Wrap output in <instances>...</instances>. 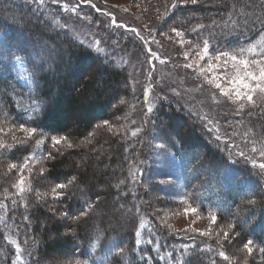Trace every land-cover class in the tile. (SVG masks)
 <instances>
[{"label": "trees", "instance_id": "1", "mask_svg": "<svg viewBox=\"0 0 264 264\" xmlns=\"http://www.w3.org/2000/svg\"><path fill=\"white\" fill-rule=\"evenodd\" d=\"M176 5L173 10L180 18L185 7ZM12 13L15 11L0 7V107L7 119L48 134L70 136L76 146L126 109L130 80L125 69L73 41L68 34L42 27L30 13L24 14L21 22L13 21ZM197 13L205 16L204 26L213 22L207 29L209 37L226 51L246 47L264 36V0H221L214 9L201 7ZM224 15H229L225 29L219 22ZM161 116L170 131L162 137L179 154L181 172L177 173L185 194L192 199L193 193H200L195 196L198 205L227 220H236L235 210L255 199L257 205L248 206L243 221L237 224L244 240L252 239L264 247V184L260 178L248 166L212 146L189 118L165 110ZM262 119L263 125L264 116ZM118 136L104 138L98 151L69 149L64 143L53 151L44 148L54 158H42L46 171L40 178L62 183L75 177L76 183L71 193L62 190L64 195L53 200L47 188L42 191L47 193L44 200L26 196V204H30L26 221L18 218L26 208L12 194L10 206L17 205L16 212L7 210L8 219L0 223V264H69L76 259L89 264H124L119 247L129 254L127 264H179V254L169 255L163 247L156 251L157 247L148 242L135 245L142 214L126 188L127 140ZM114 183L120 186L114 187ZM89 203L95 207L88 209ZM65 211L75 216L87 211L88 215L71 224L67 217H61ZM148 229L153 231L151 226ZM6 230L23 244L22 260L17 259ZM97 240L99 245L93 251ZM224 250L229 256V249ZM200 254L191 252L183 264H206L204 257L197 256Z\"/></svg>", "mask_w": 264, "mask_h": 264}, {"label": "rangeland", "instance_id": "2", "mask_svg": "<svg viewBox=\"0 0 264 264\" xmlns=\"http://www.w3.org/2000/svg\"><path fill=\"white\" fill-rule=\"evenodd\" d=\"M181 1L43 0L41 4L40 0H0V7L10 11L14 10L12 18L13 21L18 20V22L24 19V14L30 13L33 19L36 17L35 20L42 27L68 34L73 41L86 45L108 62L127 71L130 80V97L127 106L125 105L126 109L120 115H116L107 125L101 124L98 130L86 140L78 141L76 146L70 136L66 135V137L72 147L78 150L86 148L88 151H98L99 143L103 142L104 138L108 139L110 135L117 139L120 135L127 140L124 142L127 163L125 184L135 197L136 209L141 212V223L144 225L143 228L138 226L137 232H140V235L135 236L136 247L143 245L144 242L156 246V251L163 247L166 253L179 254V264L195 250L197 254L202 253L197 256L204 257L206 264H234L235 260L237 264H243L246 257L248 264H264V253L254 251L251 256H248L243 249V244L247 240L243 238L241 225L237 224L243 221L246 209L253 204L248 203L236 209L233 214L236 220L221 219L218 216L217 223L212 225L213 229L226 230L231 222L236 225L230 233V239L222 242V249L215 236H201L198 232L191 231V229L207 230L210 223L207 217L209 210L200 207L198 214H185L183 211L187 205L182 203L186 194L183 182L177 173L181 172L179 154L169 147L162 137V133L168 131L163 125L161 111L165 110L166 113H177L189 118L212 146L218 147L231 160L242 166H248L264 184V172L253 168L250 162L238 155L240 151H244L247 156L259 161L258 154L251 152L250 146L251 140H259L264 136V124L262 125L264 107L260 106L258 96L254 97L257 100L255 106L244 101L234 103L223 96L213 83L208 82L210 78L216 79L217 82L223 81L222 86L227 88L229 85L224 77L230 76L233 72L231 65L214 69L212 72L208 71L209 63H221L213 59L215 55L226 50L222 46L214 45L209 37L207 29L212 26L213 22L204 26L205 16L197 13L198 8L201 7L208 6L214 9L216 3L218 4L221 0H197L195 4L190 0L187 3ZM174 2L185 7L180 18L175 12L176 9L173 10L174 8L171 7ZM73 8L75 11H72ZM215 12L216 10L213 11V16ZM171 15L172 18H170ZM113 18L116 24L112 23ZM226 20H229V15H224L219 21L224 29ZM173 28L177 29L181 35L177 36L172 31ZM193 29L196 30L193 31ZM153 38L159 43L153 42ZM181 39L185 41L183 45L179 42ZM204 40H207L210 45L208 57L200 61L198 65H194L193 68L186 67L185 65L191 63L193 59L199 60L196 52L203 47ZM97 47L102 51H98ZM149 48L157 54L156 58L151 56ZM185 51L190 53L187 58L184 56ZM161 60L165 62L161 63ZM201 68L204 69L203 73L200 71ZM149 73H151V78H149ZM146 89H150V92H146ZM213 96L219 103L213 101ZM239 103H245L243 110L239 108ZM149 105L153 108L151 113L147 112ZM13 125L16 126L15 129L10 130ZM19 125L7 119V115L1 111L0 107V127L4 128V132L0 133V139L8 143H14L13 135L17 140L22 139L25 134L19 130ZM137 128L140 131L133 136L132 133ZM249 129L255 135L250 133L248 137H245L244 134ZM39 133H43L44 136V143L39 148L35 145L34 139H30L26 144H16L11 150H0V172L4 173L1 183L4 195L0 196V205H3L0 207L2 214L0 223L8 219L7 210L16 212L15 206L17 205L10 206L13 199L12 194L22 203L21 206L26 208L24 212L18 214L20 215L18 218L25 221V217L29 218L30 214V209H28L30 204H26V196L35 201L44 200L45 193L43 192L47 188L49 198L51 200L56 198L51 189L58 182H47L40 178L39 168L43 167L46 171L43 164L44 159L42 160L47 155L44 148L48 146L47 148L53 151L62 143L65 144V148L72 147L65 142L53 147L49 138L56 135L38 131L36 139L40 138ZM61 136L64 135H57V137ZM161 144L164 145L163 148L158 147ZM33 152L36 154V160L30 162L31 174L27 170L24 172L26 191L20 193L12 186L19 180V173L15 169H10L9 166L12 163L21 165L23 157ZM81 165L83 166L78 163L79 167ZM69 180L62 183H67ZM162 180L170 182L160 183ZM74 182L63 191L71 193L73 184L76 183ZM116 185L117 183H114V187ZM29 188L30 191L27 190ZM199 194L198 192L193 193L194 198L191 202L194 205H198L195 196ZM49 203L52 204L53 201ZM54 211L60 217L57 209ZM68 216L67 221L72 224L75 215L69 213ZM149 225L154 233L148 229ZM8 229L10 230L9 227ZM9 230H6V237L10 245L15 248L17 259L18 257L23 259L25 256L23 244L16 234L10 233ZM147 232H150L151 236ZM235 233H239V236ZM106 238V236L103 237L104 240ZM13 241L19 243V251ZM164 245H167L166 248ZM185 245L188 246L187 250L183 247ZM193 245L195 247H192ZM257 246L260 247V245ZM224 248L229 249V256L232 259L225 260L218 255L220 250L225 251ZM136 255L139 256L137 253ZM128 260L129 254L125 249L124 264H127Z\"/></svg>", "mask_w": 264, "mask_h": 264}, {"label": "snow or ice", "instance_id": "3", "mask_svg": "<svg viewBox=\"0 0 264 264\" xmlns=\"http://www.w3.org/2000/svg\"><path fill=\"white\" fill-rule=\"evenodd\" d=\"M184 3L189 2V0H183ZM191 3L195 4L197 0H190ZM40 3L43 4V0H40ZM177 5L174 2L171 7L175 8ZM99 11V9H97ZM127 11V9H125ZM72 11H75V8L72 9ZM109 15H111L109 13ZM112 23L116 24V20L113 18ZM235 24L236 21H233ZM123 26V25H122ZM196 29H193L195 31ZM134 32H137L136 29H133ZM172 31L177 35L180 36L181 33L173 28ZM143 39V37H141ZM153 42L159 43L158 41H155V38H153ZM181 45L185 43L183 39L179 41ZM0 43H3V41H0ZM191 43V42H188ZM199 47V46H197ZM209 42L207 40L203 41V47L196 52V56H198L199 60L193 59L191 63H188L185 65L188 68H193L194 65H198L200 61H204L206 57L209 55ZM98 51H102L99 47H97ZM149 53L153 58H156L157 54L153 53L152 50L149 48ZM189 52L185 51L184 56L187 58L189 56ZM215 61H219L221 63L213 64L209 63L208 64V71L212 72L214 69L222 68V67H227L228 65H231V68L233 70L232 74L230 76H225L224 80L227 81V84L229 85L227 88L223 87V81L217 82L216 79L210 78L208 80L209 83H213L217 89L220 90V92L225 96L226 98L230 99L232 102L237 103L244 101L249 105L255 106L257 104V100L254 99V97H259L260 99V106L264 107V36H261L259 40H257L254 43L249 44L246 47H241L236 49L233 52L229 51H221L215 57L213 58ZM17 61H20V57H16ZM164 60H161V63H164ZM201 73H203L204 69H200ZM149 78H151V73H149ZM146 92H150V89H146ZM213 101L216 103H219V101L216 100L215 96H213ZM123 103V101H121ZM36 105V109H38L39 105L38 103L34 102ZM239 108L243 110L245 108V103H239ZM35 110V109H34ZM153 111V108L151 105L147 107V112L151 113ZM206 119V117H205ZM106 125L109 123L108 121L104 122ZM133 123H135L133 121ZM15 125H13V128L10 130L15 129ZM19 130L24 132V137L20 140H17V138L13 135L12 140L14 143H8L7 141L0 139V150H11L15 147L16 144H26L28 140L34 139L35 145L37 148H39L40 145L44 143V136L43 133H39L40 138L36 139L35 137L38 134V129L36 127H27L25 124H20L19 125ZM140 131L139 128H137L132 135L135 136L137 133ZM4 132V128L0 127V133ZM255 135V133L252 132L251 129H249L248 132H246L244 135L245 137H248L249 134ZM219 138V137H217ZM52 142L53 147L61 144L62 142L68 143L69 147H72L71 143L68 141V138L66 136H52L49 138ZM158 147L163 148L164 145H158ZM250 151L253 153H257L259 156V161L251 156H247L244 151H240L238 153L239 156L243 157L246 161L250 162L252 164L253 168H258L261 170V172H264V136H262L259 140H251V146H250ZM48 158H54L52 157V153L49 152L47 154ZM36 160V154L35 152L30 153L29 155L23 157V163L21 165H17L16 163L10 164V169H15L19 173V180L12 185L14 188H16L20 193H24L26 191L25 187V181L26 177L24 175V172L27 170L29 174H31V167H30V162ZM45 172V169L43 167L39 168V173L43 175ZM75 181V177H72L67 183H57L55 187L51 189L52 194L56 198H60L61 196L64 195L62 191L58 190H63L69 187L73 182ZM170 181L167 180H162L160 183H169ZM123 183V181L121 182ZM116 187H119V184L116 185ZM27 190H31L30 188ZM37 195H40V193H37ZM44 195H47L45 193ZM99 198L97 197V200ZM182 203L187 205L184 207L183 211L185 214L189 213H195L198 214L200 211V206L199 205H194L191 202V198L189 196H185L182 199ZM249 204H256L257 201L255 199H251L248 201ZM0 207H3V205H0ZM95 205L92 203H89L87 205L88 209L94 208ZM62 216L67 217L69 213L67 211L61 213ZM88 215L87 211H83L80 215H77L73 217L74 220L79 221L82 217H85ZM208 220L210 221L207 230L200 231L197 229H191V231L198 232L199 235L201 236H206V237H211L215 236L217 239V243L220 244L221 249L223 248V241L229 240L230 239V233L233 232L235 229L236 225L234 222H231L227 225L226 230H216L213 229L212 225L216 224L218 221V215L215 211L209 210L207 213ZM27 219V217H25ZM140 227L143 228L144 225L143 223L140 224ZM188 231V230H185ZM140 235V232H137V236ZM236 236H239V233H235ZM191 238V237H190ZM139 242V241H137ZM151 242V241H149ZM13 243H16V241H13ZM99 245V240H97L96 245L93 247V251H95V247ZM185 250H187L188 246L185 245L183 246ZM192 247H195L193 245ZM16 248L19 251L20 250V245L19 243H16ZM243 249L246 251L248 256H251L254 251H259L260 253H264V247H259L257 246L252 239H248L244 244H243ZM210 250V249H206ZM117 251L121 254L124 253L125 249L123 247L117 248ZM171 255V253H169ZM218 255L220 257H223L225 260H230L232 259L229 257L225 251L220 250L218 252ZM18 259L22 260V257H18ZM69 264H89L87 260H80L76 259L75 261L69 262ZM181 264H183V261H181ZM243 264H248V259L247 257L243 260Z\"/></svg>", "mask_w": 264, "mask_h": 264}]
</instances>
